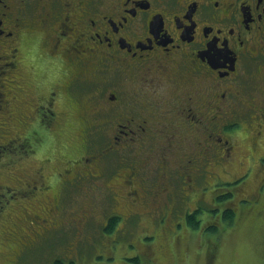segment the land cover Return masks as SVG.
Listing matches in <instances>:
<instances>
[{"label": "flooded vegetation", "instance_id": "flooded-vegetation-1", "mask_svg": "<svg viewBox=\"0 0 264 264\" xmlns=\"http://www.w3.org/2000/svg\"><path fill=\"white\" fill-rule=\"evenodd\" d=\"M34 50L41 55L40 64L46 70L37 73L38 81L29 85L30 109L27 113L4 114V123L16 119L19 128L30 122L50 131L68 128V112L57 109L58 104L61 97L70 93V102L84 113L79 106L86 84L93 80L88 77L90 71L92 77L97 71L104 74L100 79L107 82V75L120 69L133 76L139 94L143 95L136 105L137 111L119 118L113 125L115 133L111 136L109 150L121 149L120 145L126 141L132 149L127 162L113 159L102 163L100 160L106 150L99 155L80 154L78 167L85 172L76 170L68 177L71 169L66 163L69 159L57 158V152L45 157L54 164L59 161L62 166L61 189L67 182L76 186L88 182L84 181L87 179L101 181L104 178L117 181L120 187H134L136 176L141 180L137 185L158 187L160 183L147 180L143 174L177 172L178 167L171 162L182 158L183 153L180 149L172 150L174 145L190 146L195 153L196 146L204 140L202 150L213 151H208L210 156L201 151L196 155L198 159H226L236 150L237 141L232 137H240L239 130L253 127V123L264 126V0H0V110L7 104L9 107L11 100L23 91L19 83L24 76L32 75L31 64L23 57L27 54L33 59ZM9 76L15 80L11 91ZM255 79L261 81L262 85L256 89L262 97L244 91ZM199 80L204 81L202 85H197ZM35 91L40 93L35 95ZM117 91L112 88L107 98L113 100L110 106L116 109L122 106ZM5 94L8 99L4 98ZM16 103L13 106L22 103L20 97ZM248 112L256 121H244ZM21 131L19 129L18 136L15 134L7 142L20 139L18 142L23 145L21 141L32 136L37 142L35 153L42 159L39 154L51 143L40 134L37 139L36 131L30 136H21ZM125 135H129L126 140ZM190 136H195L194 141L189 140ZM249 138L251 150H255L257 135ZM65 148H70V144ZM163 149L166 155L161 164L148 169L146 166ZM253 154L251 152L250 156ZM261 156H257L258 159ZM189 159V162L193 160ZM44 172L47 173L42 166L36 170L41 178ZM28 180L29 174L24 176L21 172L10 176L9 181L17 183L4 184L1 193L4 202H12L10 199L16 192L29 197L37 188L36 192L44 193L41 196L44 208L40 210L42 216L35 215L56 224V218L66 207L61 193L55 192L51 201L52 187L49 182L46 184V179L37 187ZM127 189L128 197L141 196L135 188ZM148 196L156 201L158 192L152 191ZM166 199L160 207H150L152 217ZM117 202V199L111 201L114 213L106 217L107 224L122 217L136 227L139 213L132 207L120 212ZM81 212L78 220L91 216V209L82 208ZM43 229H51L50 224L43 225Z\"/></svg>", "mask_w": 264, "mask_h": 264}, {"label": "rangeland", "instance_id": "rangeland-1", "mask_svg": "<svg viewBox=\"0 0 264 264\" xmlns=\"http://www.w3.org/2000/svg\"><path fill=\"white\" fill-rule=\"evenodd\" d=\"M34 52L38 53L40 59L39 52ZM23 58L30 62L32 75L23 77V81L19 83L23 91L11 100L9 107H6L7 104L0 110V264H264V156L259 159L257 157L264 153V126H255L257 124L253 123V127L239 130L240 137H232L237 141L236 150L226 159H198L196 155L201 151L210 156L208 151L212 150H202L205 146L204 140L196 146L195 153L190 146L187 148L174 145L172 150L178 152L180 149L179 152L183 153L182 158L171 162L178 167L177 172L159 175L156 171L154 174L149 171L148 174H143L147 180L160 183L158 187L139 186L137 183L141 180L136 176L134 187H120L117 181L110 182L104 178L101 181L87 179L84 181L88 182L76 186L67 182L61 189L59 181L63 180L60 174L63 168L59 161L54 164L53 160L49 161L45 157L57 152V158L69 159L66 163V167L71 169L67 173L68 177H72L76 170L85 172L73 163L80 154L99 155L106 150L100 160L102 163L113 159L127 162L132 149L126 141L120 145L121 149L109 150L111 136L115 133L113 125L119 118L126 115L128 117L130 113L133 114V110L137 111L136 105L143 95L139 94L133 76L122 73L120 69L107 75V82L100 79L104 74L97 71L98 76L92 77L93 73L90 71L88 77L93 80L86 84V93L79 106L84 113H81L73 101L70 102V93L61 97L58 104L57 109L68 112V128H52L50 131L35 127L31 122L19 128L16 119H8V123H4L3 115L29 111L32 101L29 85L38 81L37 73L42 74L46 70L42 64V70H38L31 56L24 54ZM91 63L94 68L95 63ZM203 82L199 80L197 85H202ZM260 82L251 80L244 90L245 93L262 97L256 89L258 85H262ZM13 83L14 77L9 76L10 91ZM112 88L118 90L122 104L117 109L110 106L113 100L107 99ZM38 93L40 91H35V95ZM8 97L7 94L4 95V98ZM19 97L22 103L13 106L15 102L18 104ZM95 111L98 114H93ZM253 120L256 121L248 112L244 121L251 123ZM19 129L22 130L21 136H30L32 131H36L37 139L40 134L51 143L39 154L42 159L35 153L37 142L32 136L24 138L26 142L21 141L23 145L18 142L20 139L7 142L15 134L18 136ZM250 135H257L258 144L255 150H251ZM128 137L129 135L123 136L124 140ZM194 137L190 136L189 140L194 141ZM64 144H70V148H65ZM27 149L29 151L26 152ZM164 150H160L157 158L150 161L146 166L148 169L161 164L162 157L166 155ZM251 152L254 153L252 157ZM189 158L193 160L189 162ZM41 166L47 171L44 174L48 179L45 175L41 178L36 174ZM19 172L24 176L29 174L28 182L36 187L43 183L42 179H46V184L49 182V187H52L49 200H53L51 198L55 192L61 193L66 207L56 218V224L35 215L38 213L42 216L40 210L44 208L41 204L44 193L36 192L37 188L29 197H22L23 192H16L10 199L12 202H4L5 197L1 194L4 184L16 185L17 182L11 183L9 178L18 176ZM229 181L237 183L227 184ZM258 187L261 188L256 192ZM127 188H135L140 195L157 191V200H150L151 204L146 207L147 204L133 197L132 201L135 202L132 207L139 213L136 227L130 220L125 221L121 217L117 220L115 232L108 234L104 230L109 226L106 222L107 212L114 213V208L110 207L111 201L117 199V209L123 212L125 199L121 196ZM224 191L232 194L227 198ZM129 199L130 197L127 200ZM165 199V204L160 210H155V217H152V208L160 207ZM127 200L125 203L128 205ZM198 204L202 209L198 218L201 217L202 220L199 221L198 228L192 229L186 225L185 215L188 210L196 209ZM82 208L91 209V216L78 220ZM222 208L233 210L234 219L231 223L228 224L221 218ZM46 223L50 224L51 229H43ZM55 225L57 226L52 228ZM207 225L215 226L217 231L205 232L203 228ZM38 230L40 233H37Z\"/></svg>", "mask_w": 264, "mask_h": 264}, {"label": "trees", "instance_id": "trees-1", "mask_svg": "<svg viewBox=\"0 0 264 264\" xmlns=\"http://www.w3.org/2000/svg\"><path fill=\"white\" fill-rule=\"evenodd\" d=\"M85 93H86V91H85ZM93 114H98V112L97 111H95V113L93 112ZM253 122V121H252ZM90 139H92V138H90ZM95 139H96V137H95ZM28 144H29V142H27ZM65 146V145H64ZM57 148H58V146H57ZM263 156V155H262ZM82 158V157H81ZM260 158V157H259ZM80 158H77L76 160H74L73 161V163H76V161H78L77 162V164H76V167H78V163H80V160H79ZM235 183H237L236 181H235ZM228 184V183H227ZM128 191H130L131 189H127ZM126 191V190H125ZM226 195V197L228 198L229 197V194H225ZM121 197H123L125 200H127L128 199V195H127V192L125 193V194H123V196H121ZM142 197H144V198H142ZM136 199H138V200H141V201H143L145 204L147 203V205H148V203L150 202V199H149V196H148V194H146V195H141L140 197H135ZM132 199H134L133 197H130V199L129 200H127V202L129 203L128 205L125 203V200H124V209L126 210V209H128L129 207H132L133 206V203L135 202H133L132 203ZM130 205V206H129ZM147 205H146V207H147ZM133 208V207H132ZM134 209V208H133ZM110 210V209H109ZM135 210V209H134ZM199 210H200V208H199ZM199 210H196L195 209V211H193V212H189L186 216H185V221H186V225L187 226H189V227H191L192 229H195V228H198L199 227V222H198V219L196 218L197 216V213H199ZM111 213L110 212H107V216L108 215H110ZM120 215H121V213H119ZM220 216H221V218L226 222V223H231V221L234 219V212H233V210L231 209V208H223L222 210H221V213H220ZM116 219H118V217H116V218H114V220L112 219L111 221H110V223H109V226L107 227V228H105V230L104 231H106L108 234H110V233H112V232H115L114 231V228H116V226H117V221H116ZM113 221L115 222V224L113 225ZM228 223V224H229ZM205 229V232H207V231H217L216 229H215V226H213V225H210V226H206V227H204L203 228V230ZM144 244H146V243H144ZM147 244H150V243H147ZM145 246H147V245H145Z\"/></svg>", "mask_w": 264, "mask_h": 264}, {"label": "snow or ice", "instance_id": "snow-or-ice-1", "mask_svg": "<svg viewBox=\"0 0 264 264\" xmlns=\"http://www.w3.org/2000/svg\"><path fill=\"white\" fill-rule=\"evenodd\" d=\"M32 55H34L35 57H36V59L34 60V63H35V65H36V67H37V69L38 70H42L41 68H40V59H39V55H38V53H32Z\"/></svg>", "mask_w": 264, "mask_h": 264}, {"label": "clouds", "instance_id": "clouds-1", "mask_svg": "<svg viewBox=\"0 0 264 264\" xmlns=\"http://www.w3.org/2000/svg\"><path fill=\"white\" fill-rule=\"evenodd\" d=\"M33 59H35V56L33 55Z\"/></svg>", "mask_w": 264, "mask_h": 264}]
</instances>
